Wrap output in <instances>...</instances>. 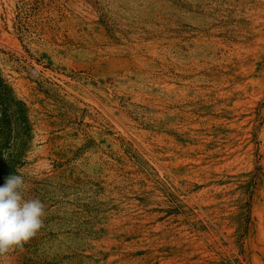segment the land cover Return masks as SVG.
Returning <instances> with one entry per match:
<instances>
[{
  "label": "rangeland",
  "instance_id": "1",
  "mask_svg": "<svg viewBox=\"0 0 264 264\" xmlns=\"http://www.w3.org/2000/svg\"><path fill=\"white\" fill-rule=\"evenodd\" d=\"M18 174L0 264H264V0H0Z\"/></svg>",
  "mask_w": 264,
  "mask_h": 264
},
{
  "label": "clouds",
  "instance_id": "2",
  "mask_svg": "<svg viewBox=\"0 0 264 264\" xmlns=\"http://www.w3.org/2000/svg\"><path fill=\"white\" fill-rule=\"evenodd\" d=\"M26 191L23 174L9 175L0 185V253L22 248L44 227L45 205L39 198L26 199Z\"/></svg>",
  "mask_w": 264,
  "mask_h": 264
}]
</instances>
